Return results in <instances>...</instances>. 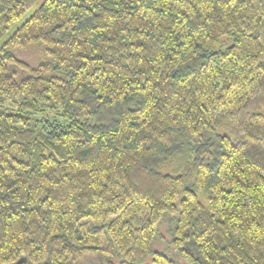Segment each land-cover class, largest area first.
Returning a JSON list of instances; mask_svg holds the SVG:
<instances>
[{
    "label": "trees",
    "instance_id": "1",
    "mask_svg": "<svg viewBox=\"0 0 264 264\" xmlns=\"http://www.w3.org/2000/svg\"><path fill=\"white\" fill-rule=\"evenodd\" d=\"M88 258L264 264V0H0V264Z\"/></svg>",
    "mask_w": 264,
    "mask_h": 264
},
{
    "label": "rangeland",
    "instance_id": "2",
    "mask_svg": "<svg viewBox=\"0 0 264 264\" xmlns=\"http://www.w3.org/2000/svg\"><path fill=\"white\" fill-rule=\"evenodd\" d=\"M34 6H32L21 18L19 21H17L13 27L9 30L8 35H10L12 32L15 31V29L21 25V23L30 15V13L33 11ZM25 50L21 51L22 53H24ZM25 54L27 56H31V52L29 51H25ZM33 118L37 119V120H43V119H51V114L47 111H43V112H37L33 115ZM57 119V118H55ZM60 122H63V120L61 118L57 119ZM156 250H161L162 249V243L158 242L157 244L154 245L153 247ZM79 264H103L101 261L96 260V259H85L82 260Z\"/></svg>",
    "mask_w": 264,
    "mask_h": 264
}]
</instances>
